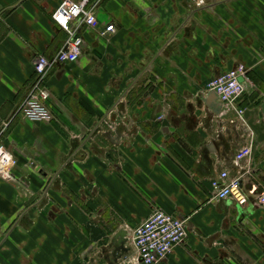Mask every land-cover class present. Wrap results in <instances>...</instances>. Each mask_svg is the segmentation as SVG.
Wrapping results in <instances>:
<instances>
[{
    "label": "crops",
    "instance_id": "0c3cea01",
    "mask_svg": "<svg viewBox=\"0 0 264 264\" xmlns=\"http://www.w3.org/2000/svg\"><path fill=\"white\" fill-rule=\"evenodd\" d=\"M62 1L0 0V140L17 159L0 178V264H128L113 236L155 208L186 227L158 264H264V209L210 184L227 170L250 197L264 191V142L237 168L245 124L205 88L244 65L239 105L264 100V0H99L78 60L45 77L52 118L28 121L34 60L66 40Z\"/></svg>",
    "mask_w": 264,
    "mask_h": 264
},
{
    "label": "built area",
    "instance_id": "2783aa9c",
    "mask_svg": "<svg viewBox=\"0 0 264 264\" xmlns=\"http://www.w3.org/2000/svg\"><path fill=\"white\" fill-rule=\"evenodd\" d=\"M98 1L88 3L87 0H63L54 11L52 18L66 32V40L55 54L36 56L29 91L20 105L21 115L25 120L39 122L52 118V111L47 104L50 92L45 84V77L54 65L73 63L78 60L83 44L78 29L82 25L92 26L96 23L94 9ZM191 1L198 5L203 2L202 0ZM114 30L115 26L110 22L100 31V35L106 37ZM240 77L242 81H239ZM248 81L245 66L238 65L211 78L206 84V90L217 95L221 104L220 113L232 114L231 122L239 121L246 125L243 118L245 109L239 105V101ZM7 125V122L3 123L2 130ZM244 135L245 143L240 145L234 154V164L237 168H241L242 163L251 157L253 152V133L248 131ZM16 165V157L0 140V178L12 181V171ZM210 184L217 200L228 199L239 206L252 203L264 209V191L250 197L241 184L240 176L232 177L227 170H222ZM185 236L186 227L182 219L155 208L132 230L130 236H127V245L129 249L134 250L130 262L140 264L138 259L141 258L143 264H158L184 240Z\"/></svg>",
    "mask_w": 264,
    "mask_h": 264
},
{
    "label": "water",
    "instance_id": "95a60500",
    "mask_svg": "<svg viewBox=\"0 0 264 264\" xmlns=\"http://www.w3.org/2000/svg\"><path fill=\"white\" fill-rule=\"evenodd\" d=\"M242 81V77L239 78ZM214 93L209 94V101L214 99ZM209 104L210 102H206ZM243 118L246 122L244 133L251 131L254 136V144H260L264 142V100L260 102L256 107L246 108L243 113ZM127 231L119 229L113 236L112 240V257L114 260L125 256L128 253L127 247ZM141 262V258L138 259Z\"/></svg>",
    "mask_w": 264,
    "mask_h": 264
},
{
    "label": "flooded vegetation",
    "instance_id": "af4514ba",
    "mask_svg": "<svg viewBox=\"0 0 264 264\" xmlns=\"http://www.w3.org/2000/svg\"><path fill=\"white\" fill-rule=\"evenodd\" d=\"M122 257H123V256H122ZM122 257H121V258H122ZM125 262L128 263V264H131V262L128 261V260H126ZM141 263H142V262H140V264H141ZM124 264H125V263H124Z\"/></svg>",
    "mask_w": 264,
    "mask_h": 264
}]
</instances>
